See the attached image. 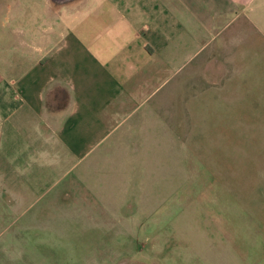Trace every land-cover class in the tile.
<instances>
[{
	"label": "crops",
	"instance_id": "crops-1",
	"mask_svg": "<svg viewBox=\"0 0 264 264\" xmlns=\"http://www.w3.org/2000/svg\"><path fill=\"white\" fill-rule=\"evenodd\" d=\"M259 42L264 0H0V264L6 218L44 194L50 162L66 176L166 107L186 115Z\"/></svg>",
	"mask_w": 264,
	"mask_h": 264
},
{
	"label": "rangeland",
	"instance_id": "rangeland-1",
	"mask_svg": "<svg viewBox=\"0 0 264 264\" xmlns=\"http://www.w3.org/2000/svg\"><path fill=\"white\" fill-rule=\"evenodd\" d=\"M256 49L186 115L166 107L66 176L50 162L44 194L6 218L15 237L3 264H264V44Z\"/></svg>",
	"mask_w": 264,
	"mask_h": 264
}]
</instances>
